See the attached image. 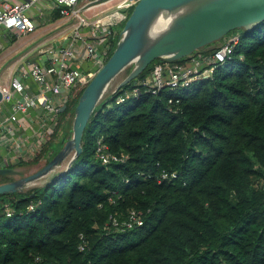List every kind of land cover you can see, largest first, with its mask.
I'll use <instances>...</instances> for the list:
<instances>
[{"label":"trees","instance_id":"trees-1","mask_svg":"<svg viewBox=\"0 0 264 264\" xmlns=\"http://www.w3.org/2000/svg\"><path fill=\"white\" fill-rule=\"evenodd\" d=\"M234 33L231 58L211 76L121 103L120 90L106 93L70 166L63 161L42 184L1 193L0 264H264V20L226 36ZM84 86L34 157L9 167L39 168L58 152ZM99 139L125 160L103 163ZM162 171L169 176L158 181ZM13 179L0 174V183ZM130 209L141 211L142 224L105 228L110 214L122 221Z\"/></svg>","mask_w":264,"mask_h":264},{"label":"built area","instance_id":"built-area-1","mask_svg":"<svg viewBox=\"0 0 264 264\" xmlns=\"http://www.w3.org/2000/svg\"><path fill=\"white\" fill-rule=\"evenodd\" d=\"M37 0H21L17 2H0V30L11 31L17 34H25L35 29L34 20L27 14V9ZM59 14L71 19L72 38L62 46L59 51L47 57V63L34 62L25 76L31 77L37 83V89L32 91L26 82L13 77L8 85L0 86L2 92L1 102L10 100L12 112L9 121L16 120V113H25L29 109H40L49 116L46 120H57L60 107L66 103L74 89H78L83 83H87L97 68L108 57V52L119 37L117 29L111 28L124 17L110 20L103 13L110 10L114 12L135 4L138 0H53ZM104 14V15H103ZM116 16V15H115ZM126 17V16H125ZM106 19V20H105ZM239 34H230L211 53L191 57L186 62L161 60L155 62L150 71L140 78L131 87L119 88V94L115 98L116 103H121L130 97L138 98L142 91L157 94L163 89L176 90L189 86L192 82L211 76L217 65L224 64L231 58L233 46L237 43ZM88 57L92 67L83 69L77 64L78 58ZM173 100L169 98V102ZM0 102V103H1ZM47 123L41 121L38 130L44 131ZM53 128L46 132L48 136ZM96 155L103 163L110 160H125L126 156L119 157L110 152L108 146L98 140ZM8 162V161H7ZM9 163V162H8ZM8 165V164H7ZM0 167H5L0 166ZM172 176L175 174L172 173ZM169 176L162 171L158 181ZM30 208L32 206L30 205ZM7 214H10L9 211ZM140 210L130 209L127 219L119 221L112 214L105 228L110 225L116 227H132L142 224ZM80 250L85 248L87 240L80 235Z\"/></svg>","mask_w":264,"mask_h":264},{"label":"water","instance_id":"water-1","mask_svg":"<svg viewBox=\"0 0 264 264\" xmlns=\"http://www.w3.org/2000/svg\"><path fill=\"white\" fill-rule=\"evenodd\" d=\"M264 20V0H138L126 17L110 55L83 87L73 110L71 135L58 152L35 171L0 183V194L24 189L66 161L70 166L82 152L83 131L114 80L116 91L135 79L156 58L179 60L234 29L253 28ZM2 92L0 90V102ZM63 104L60 111L64 110ZM16 169L0 167V174Z\"/></svg>","mask_w":264,"mask_h":264},{"label":"crops","instance_id":"crops-1","mask_svg":"<svg viewBox=\"0 0 264 264\" xmlns=\"http://www.w3.org/2000/svg\"><path fill=\"white\" fill-rule=\"evenodd\" d=\"M17 1L21 0H0V2ZM110 10L103 12L105 18L113 20V18L120 17L112 16ZM27 14L34 20L35 29L33 31L17 34L0 30V86L8 85L13 77H19L26 82L28 88L35 91L37 83L31 77L25 76L28 68L34 62L47 63L48 56L56 54L62 46L70 41L73 34L71 31L73 22L59 14L53 0H37L33 6L27 9ZM110 26L117 29L115 24ZM35 31L36 33H34ZM28 34H34L31 36L34 42L26 43L24 40L14 44L17 39ZM29 44L30 46H28ZM18 51V55L13 56ZM82 56L80 55L77 61L79 67L91 68L93 65L91 60ZM75 91L77 89H74L72 93ZM11 112L10 100L0 103V166L6 167L21 160L32 159L41 143L48 137L47 130L54 128L59 119L58 114L57 120L51 122L52 120L45 119L49 116L46 112L40 109H29L25 113L17 112L16 120L9 121ZM41 121L47 123L42 132L40 129L38 130ZM12 176L14 175L12 174Z\"/></svg>","mask_w":264,"mask_h":264},{"label":"rangeland","instance_id":"rangeland-1","mask_svg":"<svg viewBox=\"0 0 264 264\" xmlns=\"http://www.w3.org/2000/svg\"><path fill=\"white\" fill-rule=\"evenodd\" d=\"M134 5V4H133ZM133 5H130V6H128V7H125V8H123V9H120V10H118V11H116V12H114V14L116 15V16H120V17H124V18H122L121 19V21H119V22H117V23H115V27H117V29H121L122 28V26H123V23H124V21H125V19H126V17L128 16L127 14L128 13H130V11L132 10V7H133ZM126 16V17H125ZM106 20V19H105ZM36 31H38V30H36ZM36 31L34 32V33H36ZM32 35H34V34H28V35H26V36H23L22 38H19V37H17V38H19V39H17V42H15L14 44H17V43H21L22 41H24L25 40V42L27 43H32V42H34V40L33 39H31V36ZM227 37V36H226ZM225 37V38H226ZM224 38V39H225ZM28 46H30V44L28 45ZM18 53H19V51L18 52H16L13 56H15V55H18ZM126 74V70H124L115 80H114V82L112 83V85H111V87L109 88V90L107 91V92H111V90L113 89V86L124 76ZM85 83H83L80 87H82L83 85H84ZM79 87V88H80ZM78 88V89H79ZM77 89V90H78ZM59 144V143H58ZM57 144V142H54L53 144H52V146H53V148H55V149H57L58 148V145ZM61 147H62V145H61ZM17 168H19V169H17V173L16 174H14V178H18V177H20V176H23V175H26V174H29V173H31V172H33V171H35L36 169H38V167L37 166H24V167H17ZM41 180H42V178H40V179H37V180H35L34 182H32V183H29L28 184V186H31V185H40V184H42V182H41ZM27 186V187H28Z\"/></svg>","mask_w":264,"mask_h":264}]
</instances>
